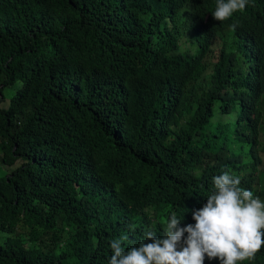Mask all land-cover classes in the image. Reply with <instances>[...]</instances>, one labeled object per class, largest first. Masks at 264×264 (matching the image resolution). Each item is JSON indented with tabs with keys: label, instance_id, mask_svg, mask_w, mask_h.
<instances>
[{
	"label": "trees",
	"instance_id": "16d2710c",
	"mask_svg": "<svg viewBox=\"0 0 264 264\" xmlns=\"http://www.w3.org/2000/svg\"><path fill=\"white\" fill-rule=\"evenodd\" d=\"M215 7L0 0V264H109L221 170L264 184V0Z\"/></svg>",
	"mask_w": 264,
	"mask_h": 264
},
{
	"label": "clouds",
	"instance_id": "9594fccd",
	"mask_svg": "<svg viewBox=\"0 0 264 264\" xmlns=\"http://www.w3.org/2000/svg\"><path fill=\"white\" fill-rule=\"evenodd\" d=\"M248 2L216 0L212 16L216 21L228 20ZM230 21L233 25L227 31L232 34L236 25ZM249 160L252 164L244 172L255 175L251 168L263 165L264 157ZM220 172L213 178L214 190L207 203L192 213L194 225L179 227L181 219L171 213L163 236L148 230L145 242L127 251L122 246L127 236L113 239L109 264H264V259L256 258L264 248V184L250 185L232 170Z\"/></svg>",
	"mask_w": 264,
	"mask_h": 264
},
{
	"label": "rangeland",
	"instance_id": "374dc122",
	"mask_svg": "<svg viewBox=\"0 0 264 264\" xmlns=\"http://www.w3.org/2000/svg\"><path fill=\"white\" fill-rule=\"evenodd\" d=\"M12 92H13V87H10V88H8V89L6 90V95H7V96H10V95L12 94Z\"/></svg>",
	"mask_w": 264,
	"mask_h": 264
}]
</instances>
